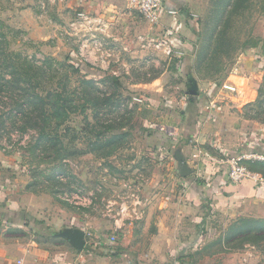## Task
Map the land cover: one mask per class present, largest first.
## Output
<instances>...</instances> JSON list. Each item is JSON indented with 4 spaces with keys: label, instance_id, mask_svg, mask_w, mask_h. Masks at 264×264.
<instances>
[{
    "label": "rangeland",
    "instance_id": "obj_1",
    "mask_svg": "<svg viewBox=\"0 0 264 264\" xmlns=\"http://www.w3.org/2000/svg\"><path fill=\"white\" fill-rule=\"evenodd\" d=\"M194 6L199 36L181 71L177 54L159 46L168 39L160 20L129 0L104 12L78 0H0V182L10 191L8 214L21 219L8 233L27 241L36 227L109 231L111 221L132 227L147 213L153 232V212L174 190L157 188L161 174L144 137L152 119L174 123L191 91L238 95L240 114L264 128V0ZM247 161L262 176L264 164ZM218 216L197 248L164 264H264V221ZM135 234L105 237L116 238L114 251L145 260L154 233ZM43 242L53 252L54 241Z\"/></svg>",
    "mask_w": 264,
    "mask_h": 264
},
{
    "label": "crops",
    "instance_id": "obj_2",
    "mask_svg": "<svg viewBox=\"0 0 264 264\" xmlns=\"http://www.w3.org/2000/svg\"><path fill=\"white\" fill-rule=\"evenodd\" d=\"M78 1L89 12L111 11L126 3V0ZM197 1L163 0V10L157 11L166 37L180 53L177 61L188 62L185 68L191 62L193 46L199 36L198 10L194 6ZM199 90L200 93L188 95L186 101L180 103L174 113V123L163 118L150 120L152 131L144 137L150 145V160L157 164L155 170L161 174L157 188L160 191L169 184L174 190V195L164 197L158 210H154L153 232L148 224L152 218L147 213L145 220L132 227H122L119 221L109 222V231L82 225L84 246L81 250L60 236L62 229L33 232L35 239L24 241L17 234L8 233L18 229L21 219H11L8 214L6 200L10 201L11 195L6 184L0 182V225L8 222L11 226L4 230L0 226V264H164L168 260L175 262L173 256L183 257L197 248L205 239V233H212L211 226L218 215L262 223L264 176L261 183L244 181L233 185L227 179L225 163L235 156H264V128L240 114L238 95L223 88ZM175 150L181 153L190 171L187 177L179 176L173 157ZM2 179L0 172V181ZM163 204L168 208H163ZM139 226L142 229H138ZM43 228L41 230L47 226ZM63 229L70 230L68 226ZM107 233L123 234V239L129 236L134 239L135 233H154L146 248L147 259L137 257L135 260L134 253L122 251V247L114 251L105 237ZM40 239L53 240V252Z\"/></svg>",
    "mask_w": 264,
    "mask_h": 264
},
{
    "label": "built area",
    "instance_id": "obj_3",
    "mask_svg": "<svg viewBox=\"0 0 264 264\" xmlns=\"http://www.w3.org/2000/svg\"><path fill=\"white\" fill-rule=\"evenodd\" d=\"M132 6L136 7L140 13L149 21L156 22L159 20L158 10H163V0H129ZM172 14L173 12H168ZM167 55L180 54L170 44L169 39H163L159 44ZM246 160L264 161V156L260 155H244L235 156L226 161V176L228 181L233 185H239L244 181H253L261 183L262 177L250 171L243 162ZM111 243L116 241V238L110 237Z\"/></svg>",
    "mask_w": 264,
    "mask_h": 264
},
{
    "label": "water",
    "instance_id": "obj_4",
    "mask_svg": "<svg viewBox=\"0 0 264 264\" xmlns=\"http://www.w3.org/2000/svg\"><path fill=\"white\" fill-rule=\"evenodd\" d=\"M191 92L192 94L196 93L195 91H191ZM173 157L177 164V170L179 176L182 178L187 177L190 174V171L186 166L184 162V158L181 155V153L178 150H175L173 152ZM60 236L66 238L71 243V245L78 250H81L84 246V240H83L84 235L80 229L75 230L73 232L68 230L65 233L60 234Z\"/></svg>",
    "mask_w": 264,
    "mask_h": 264
},
{
    "label": "trees",
    "instance_id": "obj_5",
    "mask_svg": "<svg viewBox=\"0 0 264 264\" xmlns=\"http://www.w3.org/2000/svg\"><path fill=\"white\" fill-rule=\"evenodd\" d=\"M177 63H178V65H179V68H180V70H182V69H184L185 68V66H186V64H188V62L187 61H180V60H178L177 61ZM81 64V63H80ZM79 63H78V61L77 62H75V64H73L74 65V67L76 68V69H80V70H82V71H84V72H86V73H88V69L86 68V67H84V65L83 64H81L80 65ZM36 98L37 97H29V95L26 97V100L28 101V103L30 102V103H34V101L36 100ZM247 161V160H246ZM246 161H244L243 162V164L247 167V165L245 164V162ZM248 162V161H247ZM259 163H257V164H259V165H263L264 163H260V162H262V161H258ZM256 166V165H255ZM257 171V170H256ZM260 174H262L263 176H264V171L262 170V171H258ZM257 224V223H256ZM34 230V232L36 233V232H38V231H36L35 229H33Z\"/></svg>",
    "mask_w": 264,
    "mask_h": 264
}]
</instances>
